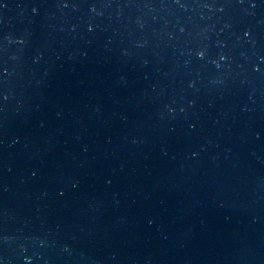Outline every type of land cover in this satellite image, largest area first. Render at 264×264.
Returning <instances> with one entry per match:
<instances>
[{
	"label": "water",
	"instance_id": "1",
	"mask_svg": "<svg viewBox=\"0 0 264 264\" xmlns=\"http://www.w3.org/2000/svg\"><path fill=\"white\" fill-rule=\"evenodd\" d=\"M0 264H264V0H3Z\"/></svg>",
	"mask_w": 264,
	"mask_h": 264
},
{
	"label": "snow or ice",
	"instance_id": "2",
	"mask_svg": "<svg viewBox=\"0 0 264 264\" xmlns=\"http://www.w3.org/2000/svg\"><path fill=\"white\" fill-rule=\"evenodd\" d=\"M0 4H3V0H0ZM33 11H35V9H33Z\"/></svg>",
	"mask_w": 264,
	"mask_h": 264
}]
</instances>
